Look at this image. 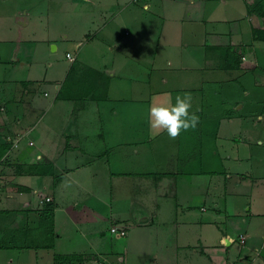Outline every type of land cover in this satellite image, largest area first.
I'll return each instance as SVG.
<instances>
[{"label": "crops", "instance_id": "obj_1", "mask_svg": "<svg viewBox=\"0 0 264 264\" xmlns=\"http://www.w3.org/2000/svg\"><path fill=\"white\" fill-rule=\"evenodd\" d=\"M233 1L208 26L194 0H142L137 8L123 0L66 1L71 26H87L70 65L54 77L0 79V142L10 146L0 159V211H7L0 215L36 227L44 206L39 199L50 196L54 245L4 247L2 256L14 259L7 249L30 248L47 250L35 256L47 264H264V227L254 224L264 219V154L258 151L264 144V0ZM114 2L124 3L114 16L124 24L126 14L141 9L128 23L136 31L131 40L121 39L122 27L107 18ZM157 19L163 40L159 31L142 37L143 26L153 31ZM166 61L197 71L174 89L171 80L181 75L161 76ZM115 75L131 79L137 103L130 115L126 104L116 105ZM97 77L108 79L104 98L78 90L60 96L63 82L81 86ZM162 81L171 87L163 105L175 104L177 95L193 97L198 137L189 130L170 139L151 128L149 110ZM43 161L51 172L27 169ZM127 179L130 193L122 185ZM113 225H125L126 234L110 233Z\"/></svg>", "mask_w": 264, "mask_h": 264}, {"label": "rangeland", "instance_id": "obj_2", "mask_svg": "<svg viewBox=\"0 0 264 264\" xmlns=\"http://www.w3.org/2000/svg\"><path fill=\"white\" fill-rule=\"evenodd\" d=\"M67 0H0V79L7 77L13 78H26V77H36V76H47L54 77L57 76L62 68L70 65L71 60L66 56V51H69L74 56L78 53V44L83 43L86 39L82 38L84 35V29L87 26H71L73 21V13H72V5L71 3H67ZM124 3L132 2V4L137 8L142 5V0L140 1H132V0H123ZM222 1V4L220 3ZM69 2V1H68ZM195 5H199L203 7V26H208L211 23L213 18L225 17L228 13V8L230 4H234L235 1L227 0L224 2L223 0H194ZM114 2L112 5V12L107 17L115 18V22L118 24L117 26H121V34L123 40L129 39L131 40L134 33L136 31H132L130 26L132 24H128L129 21L132 20L135 14H138L141 9H132L133 13L126 14L127 23H122L118 20L117 11L120 6H124V3L121 2L119 7H115ZM179 2L173 3L174 6L178 5ZM223 5V6H222ZM234 7V6H233ZM176 7L173 13L169 14L170 16H174L176 14ZM74 10V8H73ZM128 12V11H127ZM161 15H159V18ZM210 16L211 22L209 21ZM78 21V20H77ZM159 24L157 26H153V31L150 30L147 26H143L145 31L142 37L155 36L159 31V40H163L164 34L162 33L163 29V20L157 19ZM165 22L168 23V17L164 19ZM188 21H184V24ZM130 29L133 33L128 35L124 33V28ZM157 29V31H156ZM169 27L167 26V30ZM166 30V26L164 27V31ZM68 34V38H64V36ZM54 37V41L50 43V40H47L49 36ZM50 36V37H51ZM78 40L80 42L76 43ZM54 43L57 44V47H54ZM81 56V55H80ZM142 61V60H141ZM149 64L148 61L140 62L141 65ZM160 75H168L171 72H179L177 78L171 80L174 85V89L177 86L176 84H182L183 77H190V74L196 72V69H183L181 67H175L174 64H170L166 62H160ZM80 68V67H79ZM83 73L86 68H82ZM95 69V68H94ZM58 71V73H56ZM70 74V73H69ZM187 74V75H185ZM120 79L117 75L112 77V90L115 94L114 97L116 101V105L118 110L121 104H126L128 106L129 115L135 110L132 105L137 103L136 101H131V96L129 94V82L131 79L128 77H121ZM68 80V79H67ZM189 81V79H187ZM170 81V80H169ZM71 82V81H70ZM161 82V80L159 81ZM156 82V86L159 87L160 93H158L156 97V101L154 104H157V100L163 99L167 97L170 87V82L159 83ZM94 82L92 81H82L81 86H71L66 88L67 91H79L81 94H87V96H91L99 92L95 87H91ZM80 84V82H79ZM89 84V85H88ZM91 85V86H90ZM121 103V104H120ZM143 104H140L136 107L142 110V115L145 116V111L143 110ZM148 115V113H147ZM134 118L136 116L135 112L132 115ZM149 116V115H148ZM147 116V117H148ZM199 128L197 127L195 130H192L194 136L198 137L197 131ZM162 131V130H161ZM258 151H263L264 154V144L258 147ZM262 172L264 171V163L261 162L259 167ZM258 169V168H257ZM127 181L129 183H127ZM122 185L127 186L129 189V193L131 192V188L133 185L131 184L130 179H127ZM98 184H104L103 180H99ZM97 184V185H98ZM122 186V187H123ZM119 187V186H118ZM254 210V208H253ZM39 214V213H38ZM262 216V215H261ZM22 217V216H21ZM110 217V216H109ZM260 220H264L262 218H257L254 224L256 226L264 227V223L261 224ZM111 223L110 218L106 219L104 225L102 226L104 229H107L109 224ZM24 219L20 222L19 225H23ZM15 225V224H14ZM13 225V226H14ZM111 228V227H110ZM110 233L115 234L110 229H108ZM239 229H236L234 233H238ZM122 236V235H121ZM40 237V236H39ZM111 236H109V239ZM43 239V238H42ZM123 238H120L119 242H122ZM33 236L26 239L24 241H33ZM115 241V240H114ZM46 249V248H45ZM47 251V250H46ZM41 249H7L6 254L11 253V257H15L14 259H9L7 256H2L3 251H0V264H47L46 259L41 258L40 260L36 259L35 256L37 252H46ZM244 250H242V254ZM19 254V256H18Z\"/></svg>", "mask_w": 264, "mask_h": 264}, {"label": "trees", "instance_id": "obj_3", "mask_svg": "<svg viewBox=\"0 0 264 264\" xmlns=\"http://www.w3.org/2000/svg\"><path fill=\"white\" fill-rule=\"evenodd\" d=\"M93 74L97 72L93 69ZM92 75V76H94ZM92 81V80H91ZM94 82L91 87H95L99 92L87 96L86 98L102 99L106 96L108 79H99L98 77L93 80ZM89 85V84H88ZM68 86L65 82L62 83L60 89V96L64 97ZM68 95V94H67ZM70 96V95H69ZM84 97V96H83ZM10 146L7 142H0V159L7 153ZM27 169L32 172L44 173L52 171V164L48 161L34 162L27 164ZM54 207L50 201L44 203L42 209L39 210V222L36 227H30L25 224L19 225L20 221L8 220L6 215H0V248H20V247H51L54 245L55 239V228H54ZM7 211L2 210L0 213ZM15 224V225H14ZM14 225V226H13ZM33 236V241H24V238L28 239ZM40 236V237H39ZM43 238V239H42ZM56 258L63 259H75L79 257L78 254H56Z\"/></svg>", "mask_w": 264, "mask_h": 264}, {"label": "clouds", "instance_id": "obj_4", "mask_svg": "<svg viewBox=\"0 0 264 264\" xmlns=\"http://www.w3.org/2000/svg\"><path fill=\"white\" fill-rule=\"evenodd\" d=\"M193 97L185 93L175 97V104L156 105L149 110L151 128L166 131L170 139H177L182 132L195 130L200 117L193 111Z\"/></svg>", "mask_w": 264, "mask_h": 264}, {"label": "built area", "instance_id": "obj_5", "mask_svg": "<svg viewBox=\"0 0 264 264\" xmlns=\"http://www.w3.org/2000/svg\"><path fill=\"white\" fill-rule=\"evenodd\" d=\"M66 54H67L68 57H70V58H72V59L74 58V57L71 55L70 52H67ZM50 200H51V197H50V196H47V195H43V196H41L40 199H39L40 203H42V204H44V203H46V202H48V201H50ZM110 230H111L112 232H114V233H115L116 235H118V236L125 235L126 232H127V230H126V226H125V225H123V226H121V225H113V226H111ZM245 239H246V235L241 233V234H240V240H241V241H244ZM98 264H107V263H106L105 261L101 260V261H99Z\"/></svg>", "mask_w": 264, "mask_h": 264}]
</instances>
